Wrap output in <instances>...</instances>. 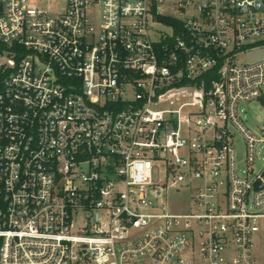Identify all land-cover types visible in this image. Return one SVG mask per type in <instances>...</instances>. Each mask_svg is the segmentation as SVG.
Returning a JSON list of instances; mask_svg holds the SVG:
<instances>
[{"label": "built area", "instance_id": "2783aa9c", "mask_svg": "<svg viewBox=\"0 0 264 264\" xmlns=\"http://www.w3.org/2000/svg\"><path fill=\"white\" fill-rule=\"evenodd\" d=\"M0 43V264H264V0H0Z\"/></svg>", "mask_w": 264, "mask_h": 264}, {"label": "rangeland", "instance_id": "374dc122", "mask_svg": "<svg viewBox=\"0 0 264 264\" xmlns=\"http://www.w3.org/2000/svg\"><path fill=\"white\" fill-rule=\"evenodd\" d=\"M244 58H239L238 62H243ZM246 108V122L252 129H258L264 124V105L258 102H252L250 104H244ZM235 144L238 150V158L240 164L244 160V142L243 139L237 134L235 137Z\"/></svg>", "mask_w": 264, "mask_h": 264}, {"label": "water", "instance_id": "95a60500", "mask_svg": "<svg viewBox=\"0 0 264 264\" xmlns=\"http://www.w3.org/2000/svg\"><path fill=\"white\" fill-rule=\"evenodd\" d=\"M261 56H264V48L251 52L249 55L250 59H254Z\"/></svg>", "mask_w": 264, "mask_h": 264}, {"label": "trees", "instance_id": "16d2710c", "mask_svg": "<svg viewBox=\"0 0 264 264\" xmlns=\"http://www.w3.org/2000/svg\"><path fill=\"white\" fill-rule=\"evenodd\" d=\"M5 49V46L0 43V52H2Z\"/></svg>", "mask_w": 264, "mask_h": 264}]
</instances>
